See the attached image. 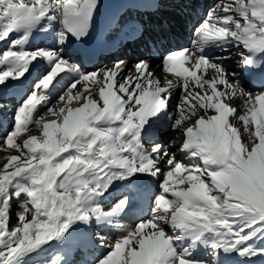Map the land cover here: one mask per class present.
Segmentation results:
<instances>
[{
  "label": "snow or ice",
  "instance_id": "obj_1",
  "mask_svg": "<svg viewBox=\"0 0 264 264\" xmlns=\"http://www.w3.org/2000/svg\"><path fill=\"white\" fill-rule=\"evenodd\" d=\"M97 7L98 0H0V42L8 45L0 99L22 97L15 108L0 103L3 143L19 152L0 170V264H73L68 257L81 247L103 250L92 264L264 258V0L216 3L191 47L162 57L163 86L147 59L93 71L72 62L65 49L70 39L83 43ZM37 32L51 45L27 50ZM236 57L239 71H229ZM34 71L30 90L20 91ZM30 125L39 135L16 143ZM169 129L178 140L156 143ZM114 191L120 198L105 207ZM134 200L141 205L126 235L94 236V228L121 229Z\"/></svg>",
  "mask_w": 264,
  "mask_h": 264
},
{
  "label": "bare ground",
  "instance_id": "obj_2",
  "mask_svg": "<svg viewBox=\"0 0 264 264\" xmlns=\"http://www.w3.org/2000/svg\"><path fill=\"white\" fill-rule=\"evenodd\" d=\"M110 3H113L116 5L115 11L120 9L124 3V0H111ZM220 2V0H212V3L209 2L203 3L202 0H185L183 3V7L185 9H188L187 14L184 15V13L180 15H175L173 17L168 18L166 21L167 23H164L161 25L156 24H149V33L144 38H147L148 36L152 39H149L146 41V43L143 42V40H137L138 36H135L133 39H130L132 35H134L137 31L133 32V28L140 29L141 26H143L144 21H141V18H136L132 23L126 26V28L121 32L117 33L114 28H100V19L104 16H106V9L105 7L97 8L92 20V24L95 25L97 28L94 31V42L95 45L92 46L91 49V56H92V63L87 68V71H93L97 68H103L105 66L111 67L113 62L115 60H124L127 62L128 69L132 68V65L140 59H147L150 61V67L154 70V73L161 78L162 86H163V74H162V65L161 67H157L158 64L161 63V59L164 55L168 54L171 51H177L183 48H188V40L190 39V30L188 28H185V26L188 24L186 20L188 19V14L191 12H196L197 14H203V19L206 17L207 12L213 8V6ZM166 4L169 6L166 2H162L161 5ZM141 6H144L143 4ZM195 6V7H193ZM182 11V9L180 10ZM184 15V16H183ZM129 15H126L124 17V20L128 19ZM183 16V18H182ZM168 25V26H167ZM195 26V25H194ZM41 35V33H39ZM172 36L174 38H172ZM14 38V36H12ZM49 37H51L49 35ZM194 38V36H193ZM52 42V37H51ZM133 44V45H130ZM8 45L4 42L0 43V53H2L3 49H7ZM41 47H46V44L43 42L41 43ZM230 51H234V49H230ZM238 57L234 58L233 60L227 62V67L229 71H238L236 70V60ZM82 61H86V59H83ZM184 67H190V64L188 62H185ZM35 71L33 72V74ZM128 72L125 71V75H127ZM33 77V76H32ZM32 77H29V80L25 83L23 86H19V90L23 91L25 87L29 86L31 83L30 80ZM169 78L177 79L176 77H173L171 74H169ZM241 83L244 84L246 88H249L250 86L246 85L242 79V76L240 77ZM67 83L70 82H66ZM79 89H82V85L77 86ZM64 89L61 88L59 91H63ZM59 93V92H58ZM180 89H177L175 96L178 100L179 98ZM19 97V96H16ZM54 99V98H53ZM4 100V99H1ZM175 103V101H173ZM76 105V102H73V106ZM40 111L43 113V110L40 109ZM33 134V133H32ZM179 135L178 133L172 131L171 129L167 131H163L159 134V139L155 141L156 143H163L164 145H168L169 141H176L177 138L175 136ZM29 135V134H28ZM36 135V134H35ZM146 147L150 148L151 145L145 144ZM178 143L174 144L170 148V152L175 153L177 152ZM174 151V152H173ZM178 156V153H177ZM17 165V164H16ZM163 169V165H161ZM10 169V168H9ZM12 169V168H11ZM159 181L157 178H152L148 181V186H150L152 193L157 194L158 188H152L154 187V184ZM119 195L114 191V194L109 197V200L105 202V207H107L111 202L114 201V199L118 198ZM120 198V197H119ZM140 205L138 203V200L133 201V208L129 210L128 214L125 215L119 223L123 226L121 229L117 231L118 236L122 237L126 235L127 230L134 225V223L137 221V211L139 209ZM150 208L151 205H148ZM94 236L99 237L102 236V231L93 229ZM97 244L99 241H96ZM81 250L77 252L78 257H73L72 254L68 257V259H72L70 261L73 262V264H88L89 258L92 259L93 253L96 254L97 248L95 249H85L80 248ZM76 254V253H74ZM94 256V255H93ZM88 260V261H87ZM255 264H263L258 263L257 261H253Z\"/></svg>",
  "mask_w": 264,
  "mask_h": 264
},
{
  "label": "rangeland",
  "instance_id": "obj_3",
  "mask_svg": "<svg viewBox=\"0 0 264 264\" xmlns=\"http://www.w3.org/2000/svg\"><path fill=\"white\" fill-rule=\"evenodd\" d=\"M203 19V18H202ZM203 21V20H202ZM202 21H200L199 23H197L195 26H194V29H195V27L196 26H198ZM194 29H193V31H192V33H194ZM192 37H190V45H189V47L188 48H190L191 47V41H192ZM0 70H2V69H0ZM53 103H55V99H53V101H52ZM0 103H3V104H6L5 103V101L4 100H1L0 99ZM42 110L44 111V109L42 108ZM41 112V111H40ZM42 113V112H41ZM49 118H54V117H49ZM30 127V130L29 131H27V132H21V134H20V136L19 137H17L16 138V143H22V139H26L27 138V136H28V134L29 135H39V131L38 130H36L35 129V127L34 126H29ZM7 130L8 131H10V125H8V128H7ZM33 133V134H32ZM7 133H6V131L5 130H3L2 131V133H0V170H4V164L5 163H7L8 161H7V157H9V156H18L19 155V152L16 150V148H14V147H12V146H9V145H5L4 143H3V138H4V136L6 135ZM175 138H177L176 139V141L178 140V136H177V134H176V136H175ZM174 152V151H173ZM21 159H23V158H21ZM21 161H13L12 162V164L13 165H16V164H19ZM10 169H7V171H11V168H12V166H10L9 167ZM181 175H186V173H181ZM173 179H175V178H173ZM158 183H159V181H157L156 183H155V186L158 188ZM170 183H171V181H170ZM182 187V186H181ZM119 199V197L118 198H116V199H114V201L113 202H115L116 200H118ZM112 203V202H111ZM30 218V217H29ZM10 225H11V227H15V226H17V217H16V215H15V206H14V208H13V211H12V214H11V217H10ZM116 228H103V229H101V231H102V236L106 239V240H108V241H110V242H115L118 238H120L119 236H118V234L119 233H117V231L119 230V229H116ZM101 251H103L102 249H99V248H97V251H96V254L97 253H101ZM94 254V253H93ZM88 261V260H87ZM253 261H257L258 263H263L264 264V258H260V257H254V258H252V264H255V262H253ZM92 264V263H91Z\"/></svg>",
  "mask_w": 264,
  "mask_h": 264
}]
</instances>
